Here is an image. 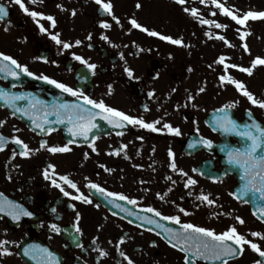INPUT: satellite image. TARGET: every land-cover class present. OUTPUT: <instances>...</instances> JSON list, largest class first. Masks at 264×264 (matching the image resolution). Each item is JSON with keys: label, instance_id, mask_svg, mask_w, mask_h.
<instances>
[{"label": "flooded vegetation", "instance_id": "1", "mask_svg": "<svg viewBox=\"0 0 264 264\" xmlns=\"http://www.w3.org/2000/svg\"><path fill=\"white\" fill-rule=\"evenodd\" d=\"M24 2L30 10L53 16L56 26L53 28L50 21L38 18L48 29L42 33L36 21L13 0H0L8 11V15L0 20V52L27 65L35 74L29 77L22 73L19 79L0 78V88L31 94L46 105L82 100L36 78L47 75L80 88L85 95L98 101L102 99L128 115L142 117L146 122L159 120L156 127L162 130L152 131L131 124L117 128L103 120L106 132L97 134L90 142L68 143L70 140L64 132L56 128L59 126L54 123L56 117H47L53 123L44 127L53 130L45 132L36 128L27 116L18 112L13 115L15 109L0 100V135L8 138L4 150L0 151V199L7 198L33 212L32 217H21L19 221L13 220L6 212L0 213V240L13 242L6 245L13 254L0 256V264H37L23 255V249L29 245L48 248L55 253L59 264H128L125 257L134 264H184L185 254L173 249L165 239L163 229L147 224L146 219L151 217L174 229H179L180 225L156 217L145 211L147 207L157 209L162 215H179L181 223L191 222L217 233L234 225L238 232L264 249V239L250 235L257 231L264 233V219L247 199L255 201L258 206L264 201L259 199V194L240 195L241 169L227 163V148L242 147L244 141L235 135L213 130V117L219 115L216 110L225 105L221 99L226 93L233 90L243 98L233 85H221L218 78L224 74L223 65L216 63L220 56L226 58V64L236 63L240 54L237 50L243 42L236 29L241 26L223 15L211 0H186L183 5L176 0L137 1L143 10L145 6L159 3L169 15L165 12L135 14L129 11L135 0H110L119 24L95 0ZM263 3L264 0H252L255 7H246L264 11ZM185 8L196 9V16L191 11L185 12ZM133 18L150 30L182 39V44L174 45L133 28L129 22ZM201 19L227 27L218 29L214 24L203 25L199 22ZM102 21L109 23L110 27H101ZM53 33H59L62 41L73 46L64 49L51 39ZM89 35L91 39H88ZM218 35H223L228 43L218 39ZM104 36L108 39H103ZM76 40L82 43L76 45ZM255 42H259L258 38ZM260 53L259 57L264 58V49H260ZM73 54L95 64V69H88L75 60ZM126 68L132 70V76L128 75ZM253 70L250 80L244 81L245 85L254 95L264 99L262 89L249 88V83L264 85V66L258 65ZM237 71L229 69L227 74L242 81L243 77ZM201 74L207 75L205 80ZM3 76L0 73V77ZM82 76L87 78L81 79ZM214 83L219 85L217 93ZM13 84L16 86L12 87ZM189 96L194 99L189 100ZM16 103L24 106L28 101ZM245 105L238 100L235 107L228 109L229 115L240 124L250 123L253 116L264 123V109ZM165 123L179 128L181 135L163 129ZM13 137H19L29 146L32 151L28 156L19 154L21 146L12 142ZM203 139L213 141L212 147L202 143L189 146ZM44 141L47 144L41 148ZM66 144L71 149L68 152L47 150V147ZM92 145L96 151L92 150ZM169 150L174 153L178 169L187 176L170 167L173 158L169 156ZM49 165L55 166L57 174L67 175L75 182L80 193L88 196L92 203L64 196L43 176ZM189 177L197 183L186 187ZM60 183L65 191L79 194ZM89 183L98 184L107 192L135 199V205L127 201L117 203L145 219L115 208L109 202L114 198L89 188ZM202 194L216 203L209 206L197 199ZM181 207L191 214L179 213ZM77 213L80 216L78 222ZM237 216L243 219V224L236 221ZM52 223L61 227L59 234L51 231ZM77 225L81 229L79 233L75 231ZM101 251L107 255L101 256ZM256 260L264 262V257L245 246L242 254L228 258V264H254ZM194 264H220V261L197 259Z\"/></svg>", "mask_w": 264, "mask_h": 264}, {"label": "snow or ice", "instance_id": "2", "mask_svg": "<svg viewBox=\"0 0 264 264\" xmlns=\"http://www.w3.org/2000/svg\"><path fill=\"white\" fill-rule=\"evenodd\" d=\"M13 2L20 7V9L32 17L39 26L40 31L47 32L48 29L44 27L43 24L40 23V19H44L51 22V27L55 28L56 21L55 18L51 15H45L42 12H38L35 10H30L29 7L25 4L24 0H13ZM30 3L35 4L37 0H29ZM42 2V0H41ZM186 0H176L178 4H185ZM203 2V0H201ZM212 4L215 5L217 9H219L223 15L230 17L232 21H234L237 25L245 26L249 20H264V11H255L249 10L244 13H239L238 10L234 8L226 7L224 3H221L220 0H211ZM95 3L100 6V8L105 11L108 15L112 16V19L119 24V19L113 14V5L110 0H95ZM141 5L137 3L136 7L139 8ZM58 7L62 8V5H58ZM185 12L191 11L193 16H196L197 10L188 8L184 9ZM8 15V11L6 6L3 3H0V20H3ZM72 15H75V10H72ZM215 15V13H213ZM40 18V19H38ZM130 24L133 28L141 29L143 32L147 33L149 36L159 37L161 40L168 41L174 45H181L182 39L173 38L172 36L162 35L161 33L150 30L147 27L142 26L137 22L136 19H130ZM203 25H215L216 28H226L227 25L216 23L213 20L201 19L199 21ZM101 27L109 28L110 24L102 21ZM8 29L5 28V31ZM236 31L240 34L241 41H245L246 37L250 34L247 31L241 32L240 28H237ZM103 39H108L107 36L102 37ZM218 39L221 41H226V38L223 35H218ZM51 39L54 40L57 44L62 45L64 49H69L73 45L71 43H67L60 39L59 33L51 34ZM88 39H91L89 35ZM82 42L80 40H76L75 44L79 45ZM229 46H232L229 44ZM242 47L245 52H248L247 43H243ZM75 60L80 61L84 64L88 69L94 70L96 65L88 63L83 57L79 55L73 54ZM226 58L224 56H220L216 63L223 65V72L219 76V81L221 85L229 84L233 85L236 90L254 106H257L261 109H264V99H258L251 91H249L246 85L235 79L232 75L227 74L229 69H237L240 72L251 75L253 73V69L258 66H264V58L255 57L251 61V66L244 67L237 64H226ZM128 72L129 76H132L131 69H125ZM0 73H3L4 76L0 78L12 77L14 79H19L21 74H25L29 77L35 76V74L29 70L27 65H23L19 63L15 58L10 55H7L3 52H0ZM37 79H41L46 81L49 84L54 85L56 88L61 89L63 92L69 93L74 97H78L83 100L82 104H52L46 105L44 101H41L37 98H33L31 94H23V93H14L9 92L6 89L0 88V100L5 101L11 107L15 109L13 115L15 113H21L24 116H27L36 128L41 129L45 132H51L52 128H45V124H51L53 121H49L47 119L48 116L54 115L56 120L54 123L63 124L65 121L70 125L69 132L72 133L73 136L83 137L85 140L89 138V135L93 133L95 129L99 127L96 123V118L99 117L102 120L107 121L109 124L113 125L117 128H123L127 124L138 125L142 128L149 129L152 131H161L162 129L157 128L156 124L160 123L159 120L154 122H146L142 117H135L126 114L123 111H120L117 108L111 107L107 105L102 99L96 100L93 99L89 95H85L84 92L80 88H73L65 83L59 82L55 79L50 78L47 75H40L36 77ZM86 76H82L81 79H86ZM16 85H12L15 87ZM111 89V86H109ZM203 91V89H200ZM152 95V93H149ZM189 100L194 99V97L189 96ZM27 100L28 103L24 106L18 105L17 101ZM238 101H233L231 103L223 105L221 108L216 110L219 115H215L213 117V130L220 131L225 135H235L240 138V140L244 141L242 147H228L226 151L227 163L230 165L238 166L242 170V175L240 176V180L243 182L239 188V193L242 196H248L252 194L255 196L259 194V199L264 201V126H261L259 123H245L240 124L236 120H234L228 112V109L235 107ZM88 105L91 108L87 107ZM249 116H251V110H248ZM163 129H167L170 133H173L177 136L181 135L179 128L173 127L169 123L163 124ZM18 131V130H17ZM12 142L21 146V151L19 154L21 156H28L32 150L29 149V146L21 140L19 137H13ZM73 141H69L68 143H72ZM8 143V138L0 135V151L4 150L5 145ZM197 143H202L204 146L211 148L213 145V141L209 139H203L201 141H195L190 144V147H195ZM47 142L44 141L41 143V148H45ZM47 150L52 153H63L68 152L71 149L68 145L64 146H51L47 147ZM92 150L96 151L94 145H92ZM225 151V149H221ZM15 155V153H13ZM169 156L172 157V161L170 163V167L174 171H180L182 175L187 176V173H184L182 169H178L175 159L174 153L169 150ZM85 158H87V153L85 154ZM51 170V171H50ZM195 171V170H194ZM43 176L46 180H50L51 184L60 189L64 196L70 197L73 200L83 201L84 203H92L91 199L88 196H85L83 193H80L77 184L73 182L67 175H59L55 172V166L49 165L48 168H45L43 171ZM68 185L72 189H75L77 195H72L70 192L65 191L64 187L60 182ZM197 181L192 178H188L185 186L195 185ZM89 188L95 189L101 195L106 197H112L110 203L113 204L115 208L120 209L121 211L127 212L128 215L133 216L136 215L138 219H145L144 217L138 216V214L133 213L131 210L124 208L117 201H127L128 204L135 205L137 201L135 199H131L126 195L121 193L107 192L100 185L95 183H89L87 185ZM236 195V193H232ZM2 197V194H0ZM163 199V196L160 197ZM239 198V197H237ZM197 199L205 202L207 205L211 206L216 203L215 200L210 199L208 195L198 196ZM74 207V205L72 206ZM99 207V205H97ZM145 211L149 213H154L156 217H160L164 221H171L175 224L180 225L179 229H174L167 227L159 222V220L148 217L146 219L147 224L155 225L157 228H162L164 233L166 234L165 239L170 244L173 249H176L182 253H184V264H194L197 259H201L204 261H220V264H228V258L235 257L238 254H242L244 247L248 246L252 251L256 252L259 257H264V249L260 247V245L252 240L248 239L244 234L238 232L236 226H229L225 231L217 233L214 229L198 226L197 224L191 222L181 223V219L179 215H162L160 211L155 208L147 207ZM6 212L8 216H10L13 220L19 221L21 217H32L33 212L25 209L22 205L15 203L12 200H8L7 198L0 199V213ZM179 213L184 215H190L184 208L178 209ZM260 218L264 219V204H261L259 208ZM255 214V213H254ZM116 215V213H113ZM80 216L77 213L76 220L79 221ZM236 221L239 224H243L244 221L241 217H235ZM131 223V221H129ZM51 231L59 234L62 229L56 223H52L50 225ZM150 231L152 229H149ZM77 233L81 232V229L77 225L75 228ZM157 235H160L158 232ZM250 235L252 237H259L264 239V233L261 232H251ZM123 242V241H121ZM10 243H13L8 240H0V256L12 255L11 250L6 246ZM23 255L25 257H29L32 260L37 261V264H59V260L54 252L50 251L48 248L40 247L39 245H29L23 249ZM101 256L107 255L106 252L101 251ZM121 255H124L121 253ZM128 264H134V262L128 258ZM254 264H264L261 260L254 261Z\"/></svg>", "mask_w": 264, "mask_h": 264}, {"label": "rangeland", "instance_id": "3", "mask_svg": "<svg viewBox=\"0 0 264 264\" xmlns=\"http://www.w3.org/2000/svg\"><path fill=\"white\" fill-rule=\"evenodd\" d=\"M135 1L136 2H134V3L132 2L130 4V6H129L130 7L129 11H131V12H133L135 14H139L141 12H146V13L156 12V14L165 12V13H167V15H169L168 11L165 9V7H162L161 5H159V3L155 2L154 4L150 5L151 7H146L145 6V10H143V9H141V7H139V8L136 7L138 0H135ZM220 2L224 3L226 7L234 8L235 10L240 11V13H244V12L249 11L247 9L248 7H252V8L255 7L254 5H252V0H241V4L239 3V0H220ZM246 6H248V7H246ZM226 22H227V20H226ZM240 30H241V32L247 31V32L250 33L246 37L245 41L242 42V44L243 43H247L249 51L245 52L243 47H242V45H241V48L240 49L238 48V50H237V51L240 52V54L238 55V57L236 59L237 61H236L235 64L241 65V66H244V67H249V66H251V61L255 57L261 56L260 49H264V31H263L264 30V20H256V21L249 20L245 26H241L240 27ZM257 38H258L259 42H255L257 40ZM256 51H258V52H256ZM231 52H232V55H233V51H231ZM235 70H237V69H235ZM237 72L241 73V75H242L241 77H243L242 82L245 84L244 81L249 79L250 75H248L246 73H243V72H240L239 70ZM201 75H203L202 80H205L207 75L206 74H201ZM250 77H252V76H250ZM251 80H253V79L251 78ZM208 84L211 85V87L213 85L210 82ZM249 84H250L249 88L254 87L255 91H257L256 87H258V89L260 88V89H262L264 91V85H262L261 83H252V85H251V83H249ZM218 86L219 85H217V83H214V87H216L215 93H217V89H218L217 87ZM258 96L259 95L257 94L256 97L258 99H260V96L259 97ZM214 100H217V99H214ZM221 100H224L225 104H228V103H231L233 101H238L239 100L241 105L242 104H247V105H245V107L249 106V104H251L250 102L246 101L247 98H245L244 96H243V98L240 97L239 95L234 93L233 90L231 92H227L225 97L222 98ZM258 110L260 111V109H258ZM262 114L264 115V112Z\"/></svg>", "mask_w": 264, "mask_h": 264}, {"label": "water", "instance_id": "4", "mask_svg": "<svg viewBox=\"0 0 264 264\" xmlns=\"http://www.w3.org/2000/svg\"><path fill=\"white\" fill-rule=\"evenodd\" d=\"M83 102H80V101H77L75 102V104H82ZM87 107L91 108L90 105H88ZM102 119H100L99 117L96 118V123L99 125V127L97 129H95L93 131L92 134L89 135V138L87 140H85L83 137H80V136H73L71 132H69V127L70 125H68V123L65 121V123L61 124V128L63 129V131L65 132V134L68 136V138H70L71 140H75V141H88L90 140L92 137H93V134L94 133H101V132H104L106 130V127L102 126V123H101ZM254 122V121H252ZM258 123V122H256ZM259 124L262 126V124L259 122ZM259 213V212H258Z\"/></svg>", "mask_w": 264, "mask_h": 264}]
</instances>
